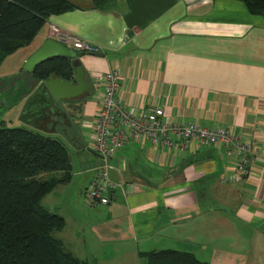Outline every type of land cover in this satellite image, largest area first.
Returning <instances> with one entry per match:
<instances>
[{
	"label": "crops",
	"instance_id": "0c3cea01",
	"mask_svg": "<svg viewBox=\"0 0 264 264\" xmlns=\"http://www.w3.org/2000/svg\"><path fill=\"white\" fill-rule=\"evenodd\" d=\"M70 1L75 7L49 14L28 43L30 52L55 24L101 52L77 56L89 91L55 104L64 123L72 121L68 114L78 127L73 122L65 144L72 150L67 179L40 199L63 217L53 235L91 264H139L143 252L159 248L186 250L210 264H264V17L240 0ZM108 68L117 70L126 105H160L165 117L254 139L248 175L223 180L233 168L212 145L183 150L129 137L107 158L117 176L107 202L86 205L83 187L102 158L87 148L89 129L80 122L99 105L93 73ZM18 73L0 88L6 105L20 107L18 97L35 81ZM59 112L20 121L52 123Z\"/></svg>",
	"mask_w": 264,
	"mask_h": 264
},
{
	"label": "trees",
	"instance_id": "16d2710c",
	"mask_svg": "<svg viewBox=\"0 0 264 264\" xmlns=\"http://www.w3.org/2000/svg\"><path fill=\"white\" fill-rule=\"evenodd\" d=\"M240 1L250 13L264 17V0ZM74 7L70 0H0V62L29 43L49 14ZM74 51L75 56L82 53ZM27 73L35 79L49 73L70 78L73 66L68 57L52 56ZM68 155L59 138L0 120V264H91L73 255L53 235L62 227L63 217L40 202L45 192L67 179ZM57 170L59 175L49 174ZM142 254L145 260L139 264H210L173 248Z\"/></svg>",
	"mask_w": 264,
	"mask_h": 264
},
{
	"label": "built area",
	"instance_id": "2783aa9c",
	"mask_svg": "<svg viewBox=\"0 0 264 264\" xmlns=\"http://www.w3.org/2000/svg\"><path fill=\"white\" fill-rule=\"evenodd\" d=\"M49 36L77 51H99L93 44L55 24L48 27ZM94 85L99 91L96 112L81 118V126L89 129L87 148L100 155L102 162L83 187L88 205L105 203L113 185L108 175L107 158L129 137H143L152 143L183 150L215 146L228 160L233 172L223 178L228 182L248 175L251 162L257 156L254 139L241 131L223 126L205 127L193 120L171 119L162 114L160 105L133 107L123 103L119 94V76L115 68L93 73Z\"/></svg>",
	"mask_w": 264,
	"mask_h": 264
},
{
	"label": "water",
	"instance_id": "95a60500",
	"mask_svg": "<svg viewBox=\"0 0 264 264\" xmlns=\"http://www.w3.org/2000/svg\"><path fill=\"white\" fill-rule=\"evenodd\" d=\"M93 55H101L100 51H85ZM64 56L71 60L73 73L70 78H63L52 73L44 78L35 79L34 83L23 89L19 118L22 121L37 119L44 112V103L50 108L55 106L56 101L61 99L79 98L89 91V85L85 79L83 67L79 64L75 51L67 44L57 41L51 36L32 50L23 60L21 69L30 72L40 61L52 57ZM2 100V99H1ZM3 103V102H2ZM38 114V115H37ZM108 175L113 181H117V176L113 167L108 166Z\"/></svg>",
	"mask_w": 264,
	"mask_h": 264
},
{
	"label": "rangeland",
	"instance_id": "374dc122",
	"mask_svg": "<svg viewBox=\"0 0 264 264\" xmlns=\"http://www.w3.org/2000/svg\"><path fill=\"white\" fill-rule=\"evenodd\" d=\"M31 43V42H30ZM29 43V44H30ZM30 49V45L27 44H23L18 46L15 50H13L12 52L8 53L7 55H5L3 57V59L0 62V88L3 87L7 82H8V77L11 75H15L16 73L19 72V69L21 70V72L23 71L21 69V65L23 63V60L20 62L19 61V56H21L22 52H25V54H27L26 56L29 55L28 52ZM24 54V53H23ZM19 74V73H18ZM63 101L64 104L66 105V99L64 100H60ZM55 107H57V109L60 111L59 112V116L56 118V122H48L46 124H24L22 121H20L19 115H20V108L21 106H17V105H6L5 103H2L1 97H0V120L2 121V123L4 125L7 126H11V125H20L21 123L25 126H27L28 128L34 129L42 134H47V135H51V136H55L57 138H59L60 140L63 141L64 144H66L67 146L69 144H71L70 142V136L72 135V129H73V122L75 123V119L74 117H71L70 115L67 114L66 117H70V119L72 120L71 123H69V125H66L63 121V110H61V108L56 105ZM76 124V127H78V124ZM69 154H72V150L69 148L67 149ZM88 158L91 159L93 158V154L88 153ZM83 197H84V193H83ZM86 203V202H85ZM86 205H88L86 203ZM145 260V257H143V261Z\"/></svg>",
	"mask_w": 264,
	"mask_h": 264
},
{
	"label": "flooded vegetation",
	"instance_id": "af4514ba",
	"mask_svg": "<svg viewBox=\"0 0 264 264\" xmlns=\"http://www.w3.org/2000/svg\"><path fill=\"white\" fill-rule=\"evenodd\" d=\"M58 102L59 101H56L55 104L58 103ZM43 109H44V112H42L41 115L46 114V113H52L55 110V106H52V108H50L47 104L44 103V108ZM39 117H41V116H39Z\"/></svg>",
	"mask_w": 264,
	"mask_h": 264
}]
</instances>
